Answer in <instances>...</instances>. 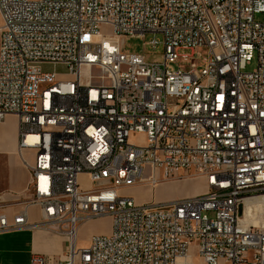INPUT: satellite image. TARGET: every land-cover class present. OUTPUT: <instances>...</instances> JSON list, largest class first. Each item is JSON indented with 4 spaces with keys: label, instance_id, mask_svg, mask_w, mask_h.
I'll use <instances>...</instances> for the list:
<instances>
[{
    "label": "built area",
    "instance_id": "obj_1",
    "mask_svg": "<svg viewBox=\"0 0 264 264\" xmlns=\"http://www.w3.org/2000/svg\"><path fill=\"white\" fill-rule=\"evenodd\" d=\"M0 20V122L17 116L19 149L35 151L27 206L67 237L59 264H264V231L241 221L264 196V0H0ZM147 35L163 37L162 63L125 51ZM186 177L206 192L120 193ZM102 216L110 233L80 246L78 225ZM28 227L0 207V233Z\"/></svg>",
    "mask_w": 264,
    "mask_h": 264
},
{
    "label": "crops",
    "instance_id": "obj_2",
    "mask_svg": "<svg viewBox=\"0 0 264 264\" xmlns=\"http://www.w3.org/2000/svg\"><path fill=\"white\" fill-rule=\"evenodd\" d=\"M34 161L35 151L19 149L17 116L8 115L0 122V207L10 222L15 215L26 211L30 227L0 233V264H29L33 254L47 256L50 264H59L68 250L67 237L40 226V209L27 206L31 201L29 166ZM85 223L78 225L77 233Z\"/></svg>",
    "mask_w": 264,
    "mask_h": 264
},
{
    "label": "rangeland",
    "instance_id": "obj_3",
    "mask_svg": "<svg viewBox=\"0 0 264 264\" xmlns=\"http://www.w3.org/2000/svg\"><path fill=\"white\" fill-rule=\"evenodd\" d=\"M261 16H256V20L260 21ZM1 23V21H0ZM158 40L156 47L146 45V43L153 38ZM125 51L130 54H142L145 60L150 63H162L164 58V45L163 37L161 35H147L144 38L128 37L125 40ZM203 59L207 56V49H197ZM181 54H189L190 51L179 52ZM190 65L189 60L181 58L176 63L171 64L173 68L183 67L188 69ZM257 67V55L253 53L252 59L246 66L244 72L250 73ZM44 71L56 72L60 77H66L68 70L62 66H44ZM85 70L83 71V74ZM96 75V72H94ZM85 76V75H84ZM139 139V137H138ZM133 142L138 143L136 138L132 139ZM80 186L82 189H89L91 184L87 176L83 175L79 178ZM206 183L203 179L196 177H186L178 180L161 181L157 186L152 189L148 184H134L120 189V193L124 196H130L136 202L148 203L154 201L157 204L172 202L180 199L190 198L196 195L204 194L206 192ZM247 202L251 209V220L246 224L247 227H253L264 231V203L258 204L257 202ZM252 213V214H251ZM111 231V218L109 216H102L100 218L86 222L78 231V244L80 246L87 245L88 241L93 236L108 235ZM199 264L198 258L194 261Z\"/></svg>",
    "mask_w": 264,
    "mask_h": 264
},
{
    "label": "bare ground",
    "instance_id": "obj_4",
    "mask_svg": "<svg viewBox=\"0 0 264 264\" xmlns=\"http://www.w3.org/2000/svg\"><path fill=\"white\" fill-rule=\"evenodd\" d=\"M31 139H33V138H31ZM248 201H250L248 203L249 205L251 204V202H257L258 204H262V203H264V196H256V197L245 199L244 208L246 207ZM250 212H251V209L249 206L246 209H244L243 216L241 217V221H242L243 225H246L251 220Z\"/></svg>",
    "mask_w": 264,
    "mask_h": 264
}]
</instances>
